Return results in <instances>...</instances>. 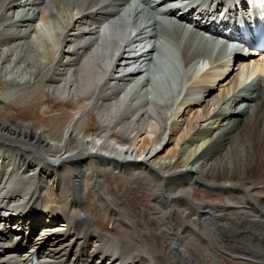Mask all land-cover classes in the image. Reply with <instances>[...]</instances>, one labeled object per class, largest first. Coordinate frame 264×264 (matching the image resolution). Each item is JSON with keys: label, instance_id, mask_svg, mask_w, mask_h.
Returning a JSON list of instances; mask_svg holds the SVG:
<instances>
[{"label": "bare ground", "instance_id": "obj_1", "mask_svg": "<svg viewBox=\"0 0 264 264\" xmlns=\"http://www.w3.org/2000/svg\"><path fill=\"white\" fill-rule=\"evenodd\" d=\"M126 5L0 0V86L15 105L91 114L58 136L0 98V264H264V54L225 57L186 20ZM39 28L44 62L27 42ZM148 28L168 46L144 58L146 77H124ZM180 56L216 66L174 109Z\"/></svg>", "mask_w": 264, "mask_h": 264}, {"label": "rangeland", "instance_id": "obj_2", "mask_svg": "<svg viewBox=\"0 0 264 264\" xmlns=\"http://www.w3.org/2000/svg\"><path fill=\"white\" fill-rule=\"evenodd\" d=\"M60 17H62V15H60ZM61 19V18H60ZM42 24V22H40ZM40 26H42L41 28L45 29L44 27V24H42ZM43 29H40L39 28V31L38 34H34L32 35V37H30V39L27 40V42L33 46V48L35 49V51L37 52V54L39 55V57L41 58V60H43V62L45 61V59L48 57V54H49V44L50 43H47L46 41H48L47 39H44L43 37H41V30ZM51 32V31H50ZM61 33L63 32V29L62 31H60ZM43 38V39H42ZM63 49V47H62ZM15 59V57H14ZM10 78V77H9ZM3 89V90H2ZM2 91V92H1ZM32 91V90H31ZM24 92L26 93H29L27 89H24ZM20 92L18 90H14V89H7L6 90V87L4 86H0V98L3 99L4 101H8L9 102V110L12 111L13 114H15L14 116L18 117V118H21L22 116V119H27L29 120L31 117L32 119H36L37 120V123H43L44 126H45V130L47 132H51V133H57L58 136L61 135V132L63 131L64 127H67L69 126V121L72 122V121H77V119L79 120H82L83 122L87 123L88 124L90 123V115L89 114V109H87L86 107L83 106V108H81V110H74L71 109V108H67L65 110H63V108L60 106V105H57L55 103L52 104V106H54L55 108H50V109H47L45 107H43V105L39 104L37 107H34L36 108L34 110V108H32L31 110L29 109L27 103L25 104L24 102H18L16 105H15V101H18V94ZM15 95V96H14ZM13 96V97H12ZM2 100V101H3ZM47 99H44L43 102H45ZM18 107V108H17ZM46 108V110H45ZM29 109V110H28ZM60 109H62L61 111H59ZM84 109H85V112H84ZM58 110V111H57ZM88 110V113L86 112ZM19 111V112H18ZM32 111V112H31ZM48 111V112H47ZM67 113H66V112ZM47 112V113H45ZM80 112V113H79ZM79 113V114H78ZM47 114V115H46ZM72 114V115H71ZM18 115V116H17ZM62 115V116H61ZM67 115V116H66ZM20 116V117H19ZM25 116V117H24ZM55 116V117H54ZM82 116V117H81ZM39 119H38V118ZM54 117V118H53ZM68 117V118H67ZM29 118V119H28ZM41 118H44L43 120ZM56 118V119H55ZM64 119V120H63ZM73 119V120H71ZM84 119V120H83ZM86 120V121H85ZM73 122V124H74ZM68 123V124H67ZM72 124V125H73ZM60 127V128H59ZM98 127V126H97ZM96 127V128H97ZM58 128V129H57ZM63 128V129H62ZM49 130V131H48ZM49 132V133H50ZM96 137V136H94ZM33 176V175H32ZM92 193V192H91ZM8 228L10 229V226H8ZM13 229V228H11ZM31 235H34V233H32ZM14 241V240H13ZM15 243V242H14ZM15 246V245H14ZM8 249V248H7ZM10 250V249H8ZM229 260V259H228ZM228 264H236L235 261H231L229 260L227 262Z\"/></svg>", "mask_w": 264, "mask_h": 264}]
</instances>
